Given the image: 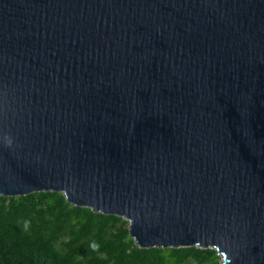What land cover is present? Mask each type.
<instances>
[{"label": "water", "instance_id": "water-1", "mask_svg": "<svg viewBox=\"0 0 264 264\" xmlns=\"http://www.w3.org/2000/svg\"><path fill=\"white\" fill-rule=\"evenodd\" d=\"M40 192L264 264V0H0V196Z\"/></svg>", "mask_w": 264, "mask_h": 264}, {"label": "trees", "instance_id": "trees-1", "mask_svg": "<svg viewBox=\"0 0 264 264\" xmlns=\"http://www.w3.org/2000/svg\"><path fill=\"white\" fill-rule=\"evenodd\" d=\"M118 216L55 192L0 196V264H219L215 249L140 248Z\"/></svg>", "mask_w": 264, "mask_h": 264}, {"label": "rangeland", "instance_id": "rangeland-1", "mask_svg": "<svg viewBox=\"0 0 264 264\" xmlns=\"http://www.w3.org/2000/svg\"><path fill=\"white\" fill-rule=\"evenodd\" d=\"M188 264H194L193 262H190V263H188Z\"/></svg>", "mask_w": 264, "mask_h": 264}, {"label": "clouds", "instance_id": "clouds-1", "mask_svg": "<svg viewBox=\"0 0 264 264\" xmlns=\"http://www.w3.org/2000/svg\"><path fill=\"white\" fill-rule=\"evenodd\" d=\"M9 143H11V141H9Z\"/></svg>", "mask_w": 264, "mask_h": 264}]
</instances>
